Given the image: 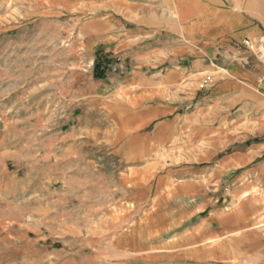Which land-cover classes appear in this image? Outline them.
Wrapping results in <instances>:
<instances>
[{
    "label": "crops",
    "instance_id": "0c3cea01",
    "mask_svg": "<svg viewBox=\"0 0 264 264\" xmlns=\"http://www.w3.org/2000/svg\"><path fill=\"white\" fill-rule=\"evenodd\" d=\"M236 4L108 0L75 35L92 75L106 55L89 96L108 115L155 147L188 133L149 189L138 264H264V21Z\"/></svg>",
    "mask_w": 264,
    "mask_h": 264
},
{
    "label": "rangeland",
    "instance_id": "374dc122",
    "mask_svg": "<svg viewBox=\"0 0 264 264\" xmlns=\"http://www.w3.org/2000/svg\"><path fill=\"white\" fill-rule=\"evenodd\" d=\"M107 4L0 0V264H138L149 189L186 151L187 132L155 147L91 100L75 35Z\"/></svg>",
    "mask_w": 264,
    "mask_h": 264
},
{
    "label": "trees",
    "instance_id": "16d2710c",
    "mask_svg": "<svg viewBox=\"0 0 264 264\" xmlns=\"http://www.w3.org/2000/svg\"><path fill=\"white\" fill-rule=\"evenodd\" d=\"M107 58L105 54L96 53V59L93 66V78L95 80L104 79L107 73Z\"/></svg>",
    "mask_w": 264,
    "mask_h": 264
},
{
    "label": "bare ground",
    "instance_id": "6f19581e",
    "mask_svg": "<svg viewBox=\"0 0 264 264\" xmlns=\"http://www.w3.org/2000/svg\"><path fill=\"white\" fill-rule=\"evenodd\" d=\"M257 47V46H256ZM124 96V95H123Z\"/></svg>",
    "mask_w": 264,
    "mask_h": 264
}]
</instances>
